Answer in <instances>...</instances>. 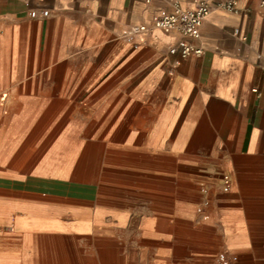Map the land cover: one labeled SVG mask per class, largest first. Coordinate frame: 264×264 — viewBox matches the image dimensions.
Returning a JSON list of instances; mask_svg holds the SVG:
<instances>
[{"label": "crops", "instance_id": "crops-1", "mask_svg": "<svg viewBox=\"0 0 264 264\" xmlns=\"http://www.w3.org/2000/svg\"><path fill=\"white\" fill-rule=\"evenodd\" d=\"M205 1L184 58L170 0H0V264H264V10Z\"/></svg>", "mask_w": 264, "mask_h": 264}, {"label": "built area", "instance_id": "built-area-1", "mask_svg": "<svg viewBox=\"0 0 264 264\" xmlns=\"http://www.w3.org/2000/svg\"><path fill=\"white\" fill-rule=\"evenodd\" d=\"M172 3V10L170 12L161 11L152 22L148 24H140L132 27L130 34L147 33L149 27L168 33L170 31H177L182 40L178 43L182 57H189L191 55L199 56L201 49L195 47L188 40H195L199 37V31L202 22L209 14V7L205 0H194L192 8H182L177 0H170ZM259 6L264 10V0L259 1ZM224 10L234 11V2L227 1L220 5ZM43 16H47L48 12H42ZM253 92H256L253 89ZM223 260H219L217 264H223Z\"/></svg>", "mask_w": 264, "mask_h": 264}, {"label": "bare ground", "instance_id": "bare-ground-1", "mask_svg": "<svg viewBox=\"0 0 264 264\" xmlns=\"http://www.w3.org/2000/svg\"><path fill=\"white\" fill-rule=\"evenodd\" d=\"M7 141H8V140H7ZM2 142H3V141H2ZM2 142H1V143H2ZM3 143H4V142H3ZM2 148H3V147H2ZM21 190H22V189H21ZM24 191H25V190H24ZM34 193H35V192H34ZM41 194H42V193H41Z\"/></svg>", "mask_w": 264, "mask_h": 264}, {"label": "rangeland", "instance_id": "rangeland-1", "mask_svg": "<svg viewBox=\"0 0 264 264\" xmlns=\"http://www.w3.org/2000/svg\"><path fill=\"white\" fill-rule=\"evenodd\" d=\"M56 176H57V174H56Z\"/></svg>", "mask_w": 264, "mask_h": 264}]
</instances>
